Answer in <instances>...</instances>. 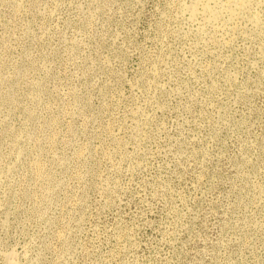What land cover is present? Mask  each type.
<instances>
[{"label":"rangeland","instance_id":"rangeland-1","mask_svg":"<svg viewBox=\"0 0 264 264\" xmlns=\"http://www.w3.org/2000/svg\"><path fill=\"white\" fill-rule=\"evenodd\" d=\"M0 264H264V0H0Z\"/></svg>","mask_w":264,"mask_h":264},{"label":"bare ground","instance_id":"bare-ground-1","mask_svg":"<svg viewBox=\"0 0 264 264\" xmlns=\"http://www.w3.org/2000/svg\"><path fill=\"white\" fill-rule=\"evenodd\" d=\"M241 3V2H240Z\"/></svg>","mask_w":264,"mask_h":264}]
</instances>
